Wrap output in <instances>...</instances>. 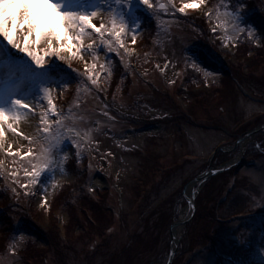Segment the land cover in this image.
Listing matches in <instances>:
<instances>
[{
    "label": "rangeland",
    "instance_id": "374dc122",
    "mask_svg": "<svg viewBox=\"0 0 264 264\" xmlns=\"http://www.w3.org/2000/svg\"><path fill=\"white\" fill-rule=\"evenodd\" d=\"M216 1L219 8L199 0L181 13L193 0H149L152 7L142 0H53L61 12H96L93 23L106 29H87L82 43L55 55L46 52L47 38L28 40L25 30L17 34L13 27L15 47L0 34V108L19 116L11 121L15 132L4 125L0 148V207L13 210L7 230L0 220V264H163L169 227L188 207L182 195L193 185L194 213L179 227L170 264H213L220 251L264 259L259 235L250 233L264 223V160L253 157L259 146L254 134L264 128L236 144L264 124V37L239 8ZM248 1V11L264 26V0ZM136 11L151 19L150 30H143ZM178 13L191 14L195 24ZM113 21L125 27L123 47L110 35ZM71 34L79 35L78 29ZM25 44L43 66L22 50ZM60 46L52 41L53 48ZM195 50L217 68L202 66ZM111 52L121 56L129 79L126 88L118 83L112 101L102 84ZM224 82L226 95H213ZM199 87L207 97L196 106L187 90ZM67 161L74 163L73 173ZM208 163L222 175L203 185L193 181ZM37 168L41 173L33 179ZM92 190L109 217H95L101 235L90 231L75 240L74 227L63 233V205L70 203L78 215L87 206L79 198ZM211 213L221 220L208 230ZM205 227L209 243L188 246V234ZM59 241L55 254L51 245ZM242 244L250 252H239Z\"/></svg>",
    "mask_w": 264,
    "mask_h": 264
},
{
    "label": "trees",
    "instance_id": "16d2710c",
    "mask_svg": "<svg viewBox=\"0 0 264 264\" xmlns=\"http://www.w3.org/2000/svg\"><path fill=\"white\" fill-rule=\"evenodd\" d=\"M215 7L219 8V5L216 4L218 1L216 0H209ZM224 2L228 3V8H239L240 11L242 12L241 14H244V21H246L247 24H252V23H256L255 25V30L256 32L260 33L263 35L264 37V26L261 22V18L255 14V12H249L248 8L251 5L250 1L248 0H224ZM219 3V2H218ZM241 3L244 4H248L247 7H244ZM221 4V3H220ZM206 8V6H205ZM222 8V7H221ZM138 14V16L141 17V24H143V30H150L152 28V22L151 19H149V17L144 14H141L140 12L136 11ZM178 16V18L180 19H185V20H190L188 23H190L191 25L195 24V19L192 17L191 14H176V17ZM202 20V19H201ZM199 19H197V21H201ZM262 31V32H261ZM141 41L146 42V39L141 38ZM195 54L197 56H200V61H201V65L204 66L206 69H216L217 67L213 64H211L210 62H208L206 60L205 57H203L202 55H200V50H195ZM110 68L107 72V74H105V81H102V84L106 87V96H108V100L112 101L111 95L113 94L115 88L118 86V83L121 82L123 84V88H126L127 85L129 84V79H128V74L127 73H123V64L121 60V56L116 53V52H111L110 54ZM63 64V63H62ZM224 76L226 75L225 73H223ZM67 76L70 77H74L73 75L68 74ZM127 77V78H126ZM218 88H215L217 90H215V92L213 93V95H217L219 94L220 97L226 95L227 91H228V87L226 86V83H221L219 86H216ZM204 87H199V88H194L192 90H187V93L189 94V96L192 98V101H194V104H196V106L201 105L200 103L203 102L204 99H206L207 97V93H205L206 91L203 90ZM191 91V92H190ZM193 91V92H192ZM121 93H125V92H121ZM218 96V95H217ZM178 97V96H177ZM175 97V98H177ZM261 120V119H260ZM258 120V122L260 121ZM257 121V119H255V122ZM257 122V124H258ZM254 138L257 140L259 146L256 149L255 147H253V157H257L262 158L264 160V131L260 132V133H256L254 134ZM68 166L67 168L69 170H71V172L73 173L75 170L74 169V163L72 161H67ZM160 169V168H159ZM222 175L221 173H217L216 175H212L210 176L208 179L210 181L215 180L218 176ZM210 181H208L206 183V187L207 185H209ZM89 194H85L83 195L81 198H79V200H81V204H85L87 203V206H83V209H81L82 211H79V216L76 215L75 212H73V208H71V204L70 203H65V205H63V209H65L68 212V219L66 222H64L65 224H63V228H64V234L66 235V232L69 230H67V227L70 226L71 228H75V230H77V236L74 238L75 240H79V241H83L85 234L89 233L90 231H95V234H102V230L99 226V222L96 221L98 218L105 220L107 217H109V215H107L105 213L106 210L103 209L102 204L98 203L97 201H99L100 197L98 195L95 196V191L93 192V190L91 192H88ZM202 194H204L203 192H201ZM200 193V194H201ZM201 194V197H202ZM199 195V194H198ZM93 196L95 198H93ZM57 198V197H56ZM198 198V197H197ZM3 199V196L0 195V200ZM55 199V198H54ZM54 199L51 201L52 204L55 203V205L59 204V199H56L54 201ZM78 200V201H79ZM167 198L164 200L166 201ZM163 201V202H164ZM200 203V195L198 198V205ZM101 204V205H100ZM196 204V202H195ZM0 220L6 221L5 226L7 227L6 230L9 228L10 225V213L13 212L11 207H0ZM82 208V207H81ZM79 210V209H78ZM199 210V209H198ZM197 212L200 213V210ZM242 213V212H241ZM247 216L249 217H253L251 216L250 212L245 213ZM209 225L211 224H215V225H219V222L221 220L220 217H218L216 214L213 216L212 213L209 215ZM235 218V215H233ZM97 219H96V218ZM201 216L199 215V218ZM232 218V219H234ZM217 220V221H215ZM259 226H257L254 230H250V233H257L259 235V246L261 250H264V223H258ZM214 225H211L209 229H213ZM208 230L207 227H205V231L204 233L198 232V233H194L192 232L191 237L188 234L187 238V245L191 246L192 243H196L198 240H206L205 242L209 243L208 241H210V237L208 236ZM79 231V232H78ZM79 233V234H78ZM52 241H53V236H52ZM78 242V241H75ZM199 242V241H198ZM63 244V243H62ZM213 245V244H212ZM241 247H239L237 250L239 252L243 253H248L250 252L249 250V246L246 244H242L240 245ZM61 244L60 241L59 243L57 242H53L51 245L52 251H54L55 254H58L60 252L61 248ZM214 250V249H211ZM222 254H219L215 260L213 264H264V259L262 257L261 254H254L252 256L249 257H244V256H231L230 254L224 253L222 251H220ZM254 253V252H253ZM252 253V254H253ZM178 253L175 254L173 261H175L178 258ZM36 260H33V262H35ZM38 263V261H36ZM61 262V261H59Z\"/></svg>",
    "mask_w": 264,
    "mask_h": 264
},
{
    "label": "snow or ice",
    "instance_id": "6c2138e0",
    "mask_svg": "<svg viewBox=\"0 0 264 264\" xmlns=\"http://www.w3.org/2000/svg\"><path fill=\"white\" fill-rule=\"evenodd\" d=\"M142 3L148 7H151L149 0H142ZM199 0H193L190 4H185L179 9L181 13L185 12L186 8H195L198 6ZM96 16V12H92L91 15H80L74 12H61L60 5L53 2V0H0V34L6 37L9 42L19 47L12 33L13 27L15 32L19 34L21 30L26 31V39L32 40L33 37H39L40 40L45 38L49 41V48L46 52H50L52 55L57 52L71 51L74 47L73 42L82 43V36L87 29H92L97 34L105 31L103 24L96 25L93 23V17ZM238 20V18H237ZM74 29H78L79 35H72ZM125 33V27L123 23L117 26L113 21L112 32L110 35H115L116 39L120 41V46L123 47V41L121 37ZM60 41L61 46L59 49L52 47V41ZM35 42V41H34ZM133 44L135 43V33H133ZM33 61L39 66H43V61L40 56L33 52L28 44H25L22 48ZM79 51V49H77ZM93 83L95 80L93 79ZM14 106H20L25 109H29L30 105L23 103L20 100H14ZM19 120V116H13L7 113L3 108H0V148L3 147L4 140V125L13 132L16 129L13 127L11 121ZM24 139H28L24 137ZM9 155L13 153L9 152ZM14 155H20V153H14ZM31 152H29V156ZM41 173L40 169H34L30 175L35 179Z\"/></svg>",
    "mask_w": 264,
    "mask_h": 264
},
{
    "label": "water",
    "instance_id": "95a60500",
    "mask_svg": "<svg viewBox=\"0 0 264 264\" xmlns=\"http://www.w3.org/2000/svg\"><path fill=\"white\" fill-rule=\"evenodd\" d=\"M262 128H264V124L254 128L253 130L249 131L246 133V135L240 139H237L236 141V144L239 142V141H242L244 139H246L251 133H254L256 132L257 130H261ZM213 172L210 170V164L208 165L207 169L203 172V173H200V175H196V177L193 179V181H200V183L206 178L208 177L210 174H212ZM193 197H194V193L192 194V197L190 200H188L186 197L185 200L187 201L188 203V206L190 207V210H189V215L187 218L183 219L180 223L178 222H174L171 224V226L169 227L170 228V234H169V240H170V247H169V253H168V256L167 258L165 259V262L163 264H169L175 251H176V247H177V243H178V239L174 240L173 239V236H172V233H171V227H173L174 225H183L185 224L193 215L194 213V204H193Z\"/></svg>",
    "mask_w": 264,
    "mask_h": 264
},
{
    "label": "bare ground",
    "instance_id": "6f19581e",
    "mask_svg": "<svg viewBox=\"0 0 264 264\" xmlns=\"http://www.w3.org/2000/svg\"><path fill=\"white\" fill-rule=\"evenodd\" d=\"M6 41V38L4 39V42ZM192 187L193 186H189L187 188V191L184 192V197H186L188 200L191 199L192 197V194H193V191H192ZM190 210V207H186L181 213H180V216H178V220L176 222L180 223L182 221L183 218H185V216L187 215L188 211ZM180 225L177 224V225H174L173 227H171V233H172V236H173V239L176 240L177 239V233H178V230L180 229L179 228Z\"/></svg>",
    "mask_w": 264,
    "mask_h": 264
}]
</instances>
